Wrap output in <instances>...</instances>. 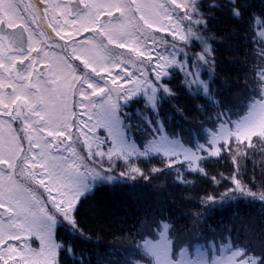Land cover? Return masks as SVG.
I'll return each mask as SVG.
<instances>
[{
    "label": "trees",
    "instance_id": "obj_1",
    "mask_svg": "<svg viewBox=\"0 0 264 264\" xmlns=\"http://www.w3.org/2000/svg\"><path fill=\"white\" fill-rule=\"evenodd\" d=\"M237 9L239 15H234ZM199 10L208 36L200 74L209 80L206 88L173 68L155 83L161 94L154 108L139 95L120 109L129 139L139 149L156 138L153 130H162L199 160L102 156L95 164L119 181L96 185L80 198L74 212L77 226L56 229L60 248L54 264L147 263L143 244L158 239L165 228L174 257L184 248H206L213 255L229 246L241 251L240 260L264 264L263 204L240 194L209 207L235 192L237 184L248 195L264 196V147L258 140H251L235 160L230 144L211 153L219 128L244 118L263 87L264 0H206Z\"/></svg>",
    "mask_w": 264,
    "mask_h": 264
},
{
    "label": "rangeland",
    "instance_id": "obj_2",
    "mask_svg": "<svg viewBox=\"0 0 264 264\" xmlns=\"http://www.w3.org/2000/svg\"><path fill=\"white\" fill-rule=\"evenodd\" d=\"M204 1L136 0V9L145 23L144 27L137 22L134 26L126 14L124 20L112 25L110 45H114L113 48L107 50L92 39L82 44L79 48L81 56L86 66L99 75L100 82L92 80L91 76L88 78L87 90L80 94L81 100L76 106L78 113L75 122L70 106L71 86L75 80L73 68L64 64L67 71L64 70L63 74L57 71L59 85L55 91L56 97L47 100L45 109L50 121L47 128L55 134V139L58 134L62 141L68 136L73 138L75 128L80 133L84 132L87 151L94 150L103 159L161 154L187 162L198 161L195 153L162 130H153L156 138H149L145 146L139 149L129 139L120 118V109L126 99L139 95L154 108L156 97L161 94V89L155 83L173 68L181 70L195 85L206 88L209 80L200 77L204 58L208 54L204 43L208 36L201 26L203 22L199 10ZM93 4L111 8L121 5L127 12L123 0H93ZM207 74L210 79V73ZM254 101L244 118L233 119L228 125L225 121L224 126L219 128L212 140V155L220 153V144L231 145L233 160L244 154L245 146L249 147L251 140H258L264 147V78L263 87ZM81 126L82 131L78 128ZM99 130L103 133L102 137L96 133ZM34 141L42 149L36 158L40 157L42 162L41 157H44L47 162L46 173L50 175L46 177H49V183L46 179H43L44 182L38 181L36 185L26 181L32 173L36 178H45L42 176V166L37 164L39 159H35L29 161L27 172H22L18 162V139L11 127L0 120V161L8 164L6 173L0 170V205L6 207L7 217L5 222L3 216L0 218V264H54L60 248L55 239L56 229L61 225L70 226L65 214L71 218L77 200L96 185L119 181L118 176L95 164V153L89 156L94 163L89 160L85 166L87 170L82 171L76 166L74 156L63 157L59 151L53 154L42 138L37 137ZM56 143L57 148V139ZM35 163L37 171L33 168ZM104 173L115 179L108 182L98 178ZM240 194L257 199L264 206L263 195H248L247 188L237 184L235 192L211 202L209 207L230 203ZM158 236L156 240L148 238L145 241L142 250L147 263L139 264H253L250 260H240L241 251L229 246L221 247L218 254L214 252L213 255H208L206 248H196L192 252L184 248L174 257L168 229L165 228Z\"/></svg>",
    "mask_w": 264,
    "mask_h": 264
},
{
    "label": "flooded vegetation",
    "instance_id": "obj_3",
    "mask_svg": "<svg viewBox=\"0 0 264 264\" xmlns=\"http://www.w3.org/2000/svg\"><path fill=\"white\" fill-rule=\"evenodd\" d=\"M123 2L127 12L121 5L113 8L95 6L93 0H32V4L29 0H0V120L11 127L18 139V162L22 172L29 167V161L39 159L37 164H41L45 178L28 174L30 178L25 180L30 184L43 179L50 182L46 177L50 174L46 173L45 158L41 157L42 162L40 157L36 158L42 150L34 141L37 137L42 138L53 154L59 151L63 157L74 156L76 166L82 171L87 170L86 164L93 160L89 159L90 154H97L94 150L87 151L82 126L78 128L83 133L74 128L73 138L68 136L62 141L58 134L56 139L59 144L56 148L55 134L47 128L50 121L45 109L47 100L56 97L55 91L59 85L57 71L63 74L64 70L67 71L64 64L72 66L75 80L71 86L70 106L76 122V106L81 100L80 94L87 90L88 78L91 76L92 80L100 82L99 75L86 66L79 51L80 46L92 39L107 50L113 48L114 45H110L112 25L124 20L126 14L134 26L136 22L141 27L145 24L136 9V0ZM5 34L8 39L4 38ZM96 133L102 137L101 130ZM100 159L102 155H96L95 163ZM35 165L33 168L37 171ZM7 167L5 161H0V170L6 173ZM1 216L5 222L6 207L2 205Z\"/></svg>",
    "mask_w": 264,
    "mask_h": 264
},
{
    "label": "snow or ice",
    "instance_id": "obj_4",
    "mask_svg": "<svg viewBox=\"0 0 264 264\" xmlns=\"http://www.w3.org/2000/svg\"><path fill=\"white\" fill-rule=\"evenodd\" d=\"M210 6L212 7V6H215V5H210ZM234 15H239V10H238V9H237V11L234 13ZM132 98H133V97H131V98H129V99H132ZM129 99H126V100L124 101V103L126 104V103L129 101ZM94 178H96V177H94ZM98 178H100V179H104V180H106V181H108V182H111V181H113V180L115 179V177H111V176L107 175L106 173H104V174H102V175H98ZM79 200H80V198H79ZM79 200H77V202H76V204H75V207H74V208L72 209V211H71V218H69V216H68L67 214H65V219L68 220V222H69L70 224L74 225V226H77V221H76V219H75L74 212H75V209H76V207H77V204H78ZM57 259H58V256H57Z\"/></svg>",
    "mask_w": 264,
    "mask_h": 264
},
{
    "label": "water",
    "instance_id": "obj_5",
    "mask_svg": "<svg viewBox=\"0 0 264 264\" xmlns=\"http://www.w3.org/2000/svg\"><path fill=\"white\" fill-rule=\"evenodd\" d=\"M29 1H30V2H31V4H32V0H29ZM14 33L17 35V31H15ZM16 35H15V36H16ZM4 38H5V39H8V35H7V34H5V35H4Z\"/></svg>",
    "mask_w": 264,
    "mask_h": 264
}]
</instances>
